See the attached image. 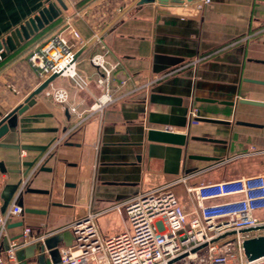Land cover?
Listing matches in <instances>:
<instances>
[{"label": "crops", "instance_id": "0c3cea01", "mask_svg": "<svg viewBox=\"0 0 264 264\" xmlns=\"http://www.w3.org/2000/svg\"><path fill=\"white\" fill-rule=\"evenodd\" d=\"M61 1L0 0V120L46 81L31 67V51L68 25L79 35L67 38L76 49L79 74L89 83L80 91L73 81L57 78L0 139L4 211L29 165L48 155L19 199L24 212L9 226L3 251L30 227L41 239L18 251L20 264H55L59 248L74 240L70 226L91 211L101 213L96 223L109 238L126 229L125 218L112 207L137 193L186 179L172 187L185 205L188 187L264 174V155L253 152L264 147V107L239 103L264 102V0H211L201 10L195 2ZM95 56L115 67L112 94L118 101L90 114L104 93L99 81L105 73L92 64ZM135 82L143 87L133 92ZM52 88L66 89L69 103L47 97ZM193 109L229 123L193 125ZM150 129L219 142L191 140L180 151L149 143ZM262 214L257 216L264 219ZM110 216L120 222L105 234L99 222Z\"/></svg>", "mask_w": 264, "mask_h": 264}, {"label": "built area", "instance_id": "2783aa9c", "mask_svg": "<svg viewBox=\"0 0 264 264\" xmlns=\"http://www.w3.org/2000/svg\"><path fill=\"white\" fill-rule=\"evenodd\" d=\"M210 3L211 0H197L195 6L201 10ZM68 35L79 39L74 28L68 25L37 45L28 61L41 80L58 75V78L73 81L78 90L85 91L89 83L79 74L77 52ZM2 60L0 54V62ZM91 62L105 73V78L99 81L104 86L103 95L88 111L90 114L102 113L118 101L112 94V88L116 86L111 82L115 67L107 66L101 56H95ZM127 81L121 84L125 85ZM135 83L133 92L143 87ZM45 94L59 105L69 103L66 89L52 88ZM71 110L78 112L76 107ZM197 112L193 109L190 113L193 125L199 123L194 121ZM85 113H80V117L83 118ZM68 135L69 131L65 132L54 145L62 143ZM253 152L264 155V149L254 148ZM25 155L22 152L21 163ZM47 157V154L42 155L25 175L5 211L0 187V264H20L18 251L41 239L26 227L22 238L10 241L8 249L3 251L9 226L23 214L19 199ZM1 177L0 170V180ZM178 182L137 193L123 204L114 205L112 208L126 222L125 231L118 235L105 238L96 223L101 213L89 212L70 226L74 240L71 245L59 248L57 264H264V256L249 260L244 248L245 241L264 237V219L257 216L264 212V174L188 187V207L181 205L172 190Z\"/></svg>", "mask_w": 264, "mask_h": 264}, {"label": "water", "instance_id": "95a60500", "mask_svg": "<svg viewBox=\"0 0 264 264\" xmlns=\"http://www.w3.org/2000/svg\"><path fill=\"white\" fill-rule=\"evenodd\" d=\"M197 0H138L136 3L138 5L144 4H151V3H160L162 5H167L170 3L176 4H183V3H192ZM61 4L62 1L59 0ZM45 13L50 17L49 12L46 10ZM44 16V13L42 12ZM0 49H2V45L0 44ZM77 59V55H76ZM58 78V75H54L48 78L44 83H42L33 93L29 95V97L24 101V103L15 109H13L10 113L2 117L0 120V139H2L8 132L14 129V121L17 119L19 115H23L30 107V103L35 100L38 96H40L48 87L49 85L54 82ZM250 83L254 84H263L261 81L257 80H248ZM205 102H214L217 101H210L204 100ZM240 104L253 106V107H264V102L250 100V99H240ZM221 104H226L230 106H235V102H222ZM194 121L196 122H204V123H214V124H228L229 122L219 120V119H212L207 117H202L199 113L195 117ZM202 141V142H212L218 143V140L209 139L204 137H189L186 133L181 132H172L167 130H158V129H150L147 133V141L151 144H163L166 146H172L178 148L180 151L183 148H187L189 146V141ZM41 157V156H40ZM191 158L199 159V160H206V161H213L216 158L206 157V156H191ZM38 160V159H37ZM37 160L30 164V169L34 166ZM29 169V170H30ZM0 170L2 173H6V168L4 162H0ZM21 207L23 208V204L20 203ZM24 212V209H23ZM25 212H30L26 210ZM23 223H19V226H22ZM245 254L249 260H255L259 257L264 256V237H258L254 239H249L244 243ZM59 262H56L57 264Z\"/></svg>", "mask_w": 264, "mask_h": 264}, {"label": "rangeland", "instance_id": "374dc122", "mask_svg": "<svg viewBox=\"0 0 264 264\" xmlns=\"http://www.w3.org/2000/svg\"><path fill=\"white\" fill-rule=\"evenodd\" d=\"M210 5H212V1L207 6H210ZM262 149H264V147ZM189 203H190L189 198H187V201L185 202V205H183V206L184 207H188L189 206ZM262 215H263V218H264V214H262ZM118 222H120V220H118L116 218V216L107 217L104 220H101L99 222L100 229L106 234L109 231L115 230V229L112 228V226L115 225V224H117Z\"/></svg>", "mask_w": 264, "mask_h": 264}]
</instances>
